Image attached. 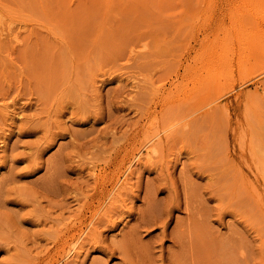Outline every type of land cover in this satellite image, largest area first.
Segmentation results:
<instances>
[{"label":"rangeland","instance_id":"1","mask_svg":"<svg viewBox=\"0 0 264 264\" xmlns=\"http://www.w3.org/2000/svg\"><path fill=\"white\" fill-rule=\"evenodd\" d=\"M263 73L264 0H0V264H264Z\"/></svg>","mask_w":264,"mask_h":264},{"label":"bare ground","instance_id":"2","mask_svg":"<svg viewBox=\"0 0 264 264\" xmlns=\"http://www.w3.org/2000/svg\"><path fill=\"white\" fill-rule=\"evenodd\" d=\"M247 1H253V0H247ZM263 74H264V73H263ZM219 97H220V96H219ZM219 99H220V98H219ZM178 122H179V121H178ZM174 124H175V123H174ZM176 124H177V122H176ZM172 125H173V124H172ZM173 126H174V125H173ZM177 126H178V125H177ZM170 128H171V127H170ZM174 128H175V127H174ZM172 129H173V128H172ZM165 131H166V130H165ZM165 131H163V132H165ZM168 131H169V130H168ZM168 131H167V132H168ZM160 132H161V131H160ZM167 132H166V133H167ZM166 133H164V134H166ZM155 134H156V133H155ZM155 136H156V135H154V137H155ZM157 136H158V134H157ZM161 136H162V135H161ZM163 138H164V137H163ZM150 140H151V138H150ZM161 140H162V138H161ZM158 141H159V137H158ZM158 141H157V142H158ZM145 142H147V140H146ZM149 142L152 144L151 141H149ZM147 143H148V142H147ZM150 143H149V144H150ZM160 143H162V142H160ZM160 143H159V144H160ZM157 144H158V143H156V145H157ZM144 145H146V144H144ZM147 145H148V144H147ZM154 145H155V142H154ZM154 145H153V146H154ZM153 146H152V147H153ZM143 147H146V146H143ZM149 147H150V146H149ZM157 147H158V146H157ZM150 148H151V147H150ZM153 148H154V147H153ZM147 149H149V148H147ZM139 150H140V149H139ZM151 150H152V149H151ZM133 151H134V150H133ZM135 151H136V150H135ZM141 151H142V150H141ZM141 151H139V152L137 151V152H134V153L132 152L133 154H131V156H130V158H129V160H128V161H129L128 166L126 167L127 164H126V165L124 164L125 166H122V165H121L122 167H126V169L123 170V172L121 171L122 173H120V175H118L117 177H115V176H113V177L110 176L111 180H112V178H115V179H114V182H113L112 185H111L112 188H111L110 190H108L109 188H108V189L106 188L107 191H109V194H110V195H112L114 191H117V190H118V192H119V190H120L121 188L124 187V185H125V183H126L125 181H126V178H127V177H126V176H127V173L129 172V170L131 169V167H132L137 161H140V160L144 157V155H145V157H146V154H145V153L143 154V157H142V158L140 157V156H141ZM148 151H149V150H148ZM148 151H147V152H148ZM155 151H158V150H156V148H155ZM155 151L153 150V151H151V152L153 153V152H155ZM129 153H130V152H128V154H129ZM149 154L152 155V154L150 153V151L148 152L147 155L150 156ZM126 155H127V154H126ZM128 156H129V155H128ZM146 158H148V157H146ZM149 158L151 159V157H149ZM144 159H145V158H144ZM124 160H125V159H124ZM148 160H149V159H148ZM121 161H122V160H121ZM117 163H119V162H117ZM123 163H124V162H123ZM126 163H127V162H126ZM115 164H116V163H115ZM137 164H138V162H137ZM117 167H118V171H119V170H120V169H119V166H117ZM133 167H134V166H133ZM121 169H122V168H121ZM105 172H106V171H105ZM107 172H108V171H107ZM113 172H114V171H113ZM131 172H132V171H131ZM100 173H101V172H100ZM108 173H109V172H108ZM115 173H116V172H115ZM101 174H102V173H101ZM104 174H105V173H103V175H104ZM103 175H102V176H103ZM112 175H113V174H112ZM114 175H115V174H114ZM116 175H117V174H116ZM130 176H131V175H130ZM97 177H98V174H97ZM97 177H95V178L98 180ZM99 177H101V175H100ZM103 177H104V176H103ZM106 177H107V176H106ZM128 177H129V176H128ZM129 178H130V177H129ZM129 178H128V179H129ZM108 179H109V178H108ZM99 180H100V179H99ZM124 180H125V181H124ZM105 181H107V180H105ZM108 181H109V180H108ZM128 182H129V180L127 181V184H126V185H128ZM97 183H98V182H97ZM99 183H101V182H99ZM99 183H98V184H99ZM107 184H109V183H106V185H107ZM96 185H97V184H96ZM106 185H105V186H106ZM102 186H104V183H103ZM126 187H127V186H126ZM126 187H125V188H126ZM95 188H96V187H95ZM106 189L104 188V191H106ZM123 189H124V188H123ZM123 189H122V191H123ZM124 190H125V189H124ZM95 191H96V189H95ZM101 193H102V192H101ZM121 193H122V192H121ZM119 194H120V193H119ZM92 195H93V194H92ZM95 195H96V194H95ZM102 195H103V194H102ZM102 195H101V196H102ZM104 195H105V197H106V194H104ZM113 195H117V193H114ZM2 196H3V195H1V198H2ZM93 197H94V196H93ZM95 197H96V196H95ZM99 197H100V196H99ZM110 197H112V196H110ZM117 197H118V196H117ZM1 198H0V199H1ZM91 198H92V197H91ZM112 198H113V197H112ZM112 198H111V199H112ZM114 198H116V197H114ZM118 198H119V197H118ZM88 199H89V197H88ZM97 199H98V198H97ZM102 199H103V198H102ZM105 199H106V198H105ZM186 199H189V198H187V196H186ZM186 199H185V200H186ZM86 200H87V199H86ZM100 200H101V198H100ZM100 200H99V201H100ZM113 200H114V199H113ZM185 200H184V201H185ZM189 200H190V199H189ZM189 200H188V201L186 200V201H187V204H189V203H188ZM1 201H4V199H1ZM114 201L117 202V201H119V200L117 199V200H114ZM86 202H87V201H86ZM86 202H84V204H85ZM91 202H92V201H91ZM97 202H98V201H97ZM101 202H102V200H101ZM101 202H100V203H101ZM103 202H104V200H103ZM108 202H109V199H108ZM176 202H177V201H176ZM88 203H89V202H88ZM92 203H93V202H92ZM92 203H90V204H92ZM100 203H99V205H100ZM109 203H110V202H109ZM113 203H114V202H112V204H113ZM184 203H186V202H184ZM84 204H83V205H84ZM106 204H107V203H106ZM112 204H109V205L111 206ZM85 205H86V204H85ZM85 205H84V207H86ZM104 205H105V203H104ZM176 205H178V203H177ZM87 206H88V204H87ZM90 206H91V205H90ZM95 206H96V205H95ZM101 206L104 207L103 205H101ZM101 206H99V207H101ZM186 206H187V205H186ZM80 207H82V206H80ZM80 207H79V208H80ZM84 207H83V208H84ZM96 207H98V206H96ZM96 207H94V210L96 209ZM106 207H108V206H106ZM187 207H188V206H187ZM108 208H109V207H108ZM100 209H101V208H100ZM100 209H99V210H100ZM103 209H104V208H103ZM188 209H189V208H188ZM79 211H80V210H79ZM79 211H78V212H79ZM103 211H104V210H103ZM78 212H77V213H78ZM98 212H100V211L97 210V212H96V210H95V212H94L95 214L93 213V217H92V219H90V220H89L90 222H89L88 224H86V225H85V224H84V225L82 224V222L80 221V220H82V218H81L80 216H76V217H74V218H79V217L81 218L80 220H78V221L81 223V224H80L81 226H80V228H78L77 233H76L75 235L73 234L74 237H72L73 239H71V240L73 241V244L70 243V244L62 245V242H61V245H62V248H63L62 253L64 252L63 257H62V258L64 259V261H65L64 264H69V262L73 261L74 258L78 257L79 254H80V250H79V249L81 248V247H80V246H81V243L83 244V242H87V239H88V240L91 239V238L89 239V238H87V237H88V236L91 234V232H92V230L90 229V228H91L90 226L93 224V222L95 221V219L99 216V215H96ZM104 212H106V211H104ZM161 212H162V211H160V214H162ZM79 213H80V212H79ZM102 213H103V212H102ZM82 214H83V213H82ZM98 214H99V213H98ZM80 215H81V214H80ZM84 215H85V214H84ZM90 215H92L91 211H90ZM102 215H103V214H102ZM102 215H101V216H102ZM162 215H163V214H162ZM96 216H97V217H96ZM158 216H159V215H158ZM84 217H85V216H84ZM84 217H83V219H84ZM160 217H161V216H159V219H161ZM86 218H87V216H86ZM156 218H157V217H156ZM98 219L101 220V218H97V220H98ZM123 219H125V218H123ZM159 219H157V220L159 221ZM162 219H163V217H162ZM71 220H73V219H71ZM71 220H70V222H71ZM100 220H99V222H100ZM154 220H155V219H154ZM165 220H166V219H163V220H160V221L163 222V221H165ZM76 221H77V219H76ZM76 221H75V222H76ZM167 221H168V220H167ZM70 222H68V223H70ZM85 222H86V221H85ZM96 222H98V221H96ZM96 222H94V223H96ZM153 222H154V221H153ZM155 222H156V221H155ZM155 222H154V223H155ZM121 223H122V222H121ZM124 223H125V222H124ZM73 224H74V223H73ZM73 224L70 226L71 228H73V227H72ZM163 224H166V221H165ZM168 224H169V223H168ZM76 225L78 226V224H75L74 226H76ZM93 225H94V224H93ZM94 226H95V225H94ZM94 226H93V227H94ZM63 227H64V226H63ZM63 227H62V228H63ZM95 227H96V226H95ZM163 227H164V226H163ZM163 227H162V228H163ZM65 228H67V225H65ZM75 228H76V227H75ZM63 229H64V228H63ZM63 229H61V227H60V231H58V232H61V233L63 232V233H64V232L66 231V232L63 234V235L66 236V233H67V232H70V231H69V227H68V229H65V231H63ZM58 230H59V229H58ZM67 230H68V231H67ZM72 230H73V229H72ZM75 231H76V230H75ZM164 231H165V230H164ZM166 231H167V230H166ZM166 231H165V232H166ZM73 232H74V231H73ZM93 233H94V232H93ZM57 234H59V233H57ZM69 234H70V233H69ZM63 235H62V236H63ZM70 235H71V234H70ZM70 235H69V236H70ZM162 235H163V233H162ZM164 235L166 236V234H164ZM62 236H61V237H62ZM65 236H64V237H65ZM71 236H72V235H71ZM71 236H70V237H71ZM59 237H60V234H59ZM64 237H63V238H64ZM70 237H69V238H70ZM163 237H164V236H163ZM67 238H68V237H67ZM67 238H66V240H67ZM86 238H87V239H86ZM85 239H86V241H85ZM94 239H95V237L93 238V240H94ZM69 240H70V239H69ZM83 240H84V241H83ZM60 241H61V240H60ZM64 241H65V240H64ZM64 241H63V242H64ZM72 241H71V242H72ZM82 241H83V242H82ZM66 242H67V241H66ZM66 242H64V243H66ZM83 245H84V244H83ZM83 245H82V246H83ZM62 248L59 247L58 249L61 250ZM55 251H56V250H55ZM58 252H59V250H58ZM58 252H56L55 254H57ZM47 254H50V253H47ZM60 254H61V253H60ZM52 255H53V254H52ZM61 256H62V255H61ZM177 259H178V258H177ZM177 259H176V261H177ZM61 260H62V259H61ZM64 261H63V262H64ZM174 261H175V260H174ZM60 262H61V261H60ZM60 262H59V261H56V262H54L53 264H58V263H60ZM177 262H178V261H177Z\"/></svg>","mask_w":264,"mask_h":264}]
</instances>
